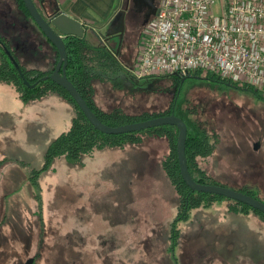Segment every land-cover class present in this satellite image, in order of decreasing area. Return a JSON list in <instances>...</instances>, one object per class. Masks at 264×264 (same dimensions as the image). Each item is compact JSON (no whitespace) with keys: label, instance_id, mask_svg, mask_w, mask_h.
<instances>
[{"label":"rangeland","instance_id":"1","mask_svg":"<svg viewBox=\"0 0 264 264\" xmlns=\"http://www.w3.org/2000/svg\"><path fill=\"white\" fill-rule=\"evenodd\" d=\"M123 5L121 0V9ZM220 7L218 0L213 8L216 14L221 13ZM5 11L15 26L0 17V33L9 39L18 61L28 69L51 70L55 55L32 17L21 14L12 0H0V15ZM129 26L120 66L105 73V80L95 82L98 105L106 110L122 108L128 114L165 110L173 97V79H133L131 66L141 31ZM5 86L13 97L10 106L0 104L5 107L0 108V244L5 247L0 249V264L12 260L15 264L21 255L22 264L33 257L35 264H264V241L260 239H264V226L256 218L264 219L255 212L249 216L239 213L232 216L242 219L233 217L228 225L226 201L192 211L182 225L181 244L171 252L168 233L177 215V195L160 169L169 151L166 138L145 137L139 147L99 150L85 158L83 167L56 158L54 170L42 172L38 184H33V169L44 165L51 139L68 129L72 111L65 108L73 106L50 98L19 102L12 87ZM179 89L176 115L187 122L190 134L200 133L195 122L202 129L220 133L221 145L214 152L213 163L201 162V167L215 180L227 181L224 175L237 178L235 187L253 186L264 201V100L251 91L196 76L184 79ZM47 107L56 108L44 112L37 122H53L52 136L30 138L24 108ZM3 212L8 215L6 220ZM17 217H21L19 231L12 223ZM233 227L234 247H228L219 231ZM20 232L31 245L29 250L23 249L25 253L13 243L22 238ZM243 239L252 241L241 254L242 249L236 247ZM213 243L227 250L222 248L220 253Z\"/></svg>","mask_w":264,"mask_h":264},{"label":"trees","instance_id":"2","mask_svg":"<svg viewBox=\"0 0 264 264\" xmlns=\"http://www.w3.org/2000/svg\"><path fill=\"white\" fill-rule=\"evenodd\" d=\"M23 2L24 0H12V3L21 14L29 16L31 18L30 13L26 8L25 3ZM44 2L48 7L51 3L53 5L57 3L56 0H45ZM143 28L144 25L140 27L141 32ZM84 39L85 38L71 37L66 40L68 49L67 54H69V65L67 66V73L69 80L74 83L82 96L88 102V106L93 109V111L105 124H108L110 126H120L123 124L144 121L150 118L176 113L178 94L180 91L179 88L181 87L184 80V77H180L177 75H171L173 79L172 87L174 89V92L173 97L165 110L154 112L144 111L140 113L128 114L122 108L106 110L100 107L98 105V101H96L95 82L97 80H105V73H108L109 71H115V69L120 66V51L123 48L124 44H122V46H119V40L114 39V43L107 42V44L93 45L88 44L87 40ZM119 47L121 48L118 49ZM51 48L55 51V54L58 53L57 49L53 45H51ZM8 50L11 51L12 56H14L18 61V57L16 56L15 51L12 49L11 44L9 43V39L0 33V82L13 86L18 93L17 95H19V98L22 101L30 102L44 98L50 94H58L66 101L70 102L72 104L71 106H73L74 108V114L71 119L70 127L51 140V143H49L45 151V156L43 159L44 165L39 168V170L33 169V184H38V179L39 177H41L42 172L44 173L50 170H54L53 163L55 161L54 159L56 158L64 157V159H67L70 163L78 164L79 166L83 167L85 166L86 162L85 158H91L99 150H104L107 148L125 149L129 146L139 147L143 144V142H145V137H158L160 139L166 138L169 151L164 155V158L160 163V169L164 171L166 177L169 180L168 182H170L171 186L176 192L175 195H177V215L175 219H173L170 223V229L168 233V248L171 250V252L174 253L177 246L181 244L183 223L188 221L192 211L198 209V207H213V205H215L219 201H226L225 207L228 208L227 210L229 212V216L237 215L239 213L249 215L251 212H255L264 219L263 212L254 209L249 205H246L239 201L237 202V200L230 199L225 196L194 191L187 185L185 181H183L184 179L181 175L177 155L178 153L176 141L178 140L179 131L178 129H176V126L164 125L158 126L156 128H147L142 131L129 132L124 134L102 133L93 126L89 119H87L86 115L75 102L71 94L68 93V91L64 87L52 81L49 77L57 61L54 62V66L52 67V69L48 71L39 70L36 68H25L18 61L21 67L20 69H22L28 82H30V84L36 83L35 87H32L26 85L25 82H23L24 79L22 75L20 74L14 62L11 60L10 56H8ZM58 58L59 56L57 54L56 60H58ZM134 63L131 67H134ZM193 76H198L200 78L216 81L219 83L222 82L231 85L232 87L251 91L255 93L259 97V99L264 100V93L252 86L225 80L206 71H196L191 74L190 77ZM195 124L197 125L196 128L200 131V133L198 135H191L189 132L188 140H186V155L188 157L189 163L188 167L190 168L195 181L204 184L211 183L231 187L249 195L251 194L253 197L263 201L257 191L253 189V186L250 187L246 184H243L235 187L237 184V178L235 179L234 177H227L224 175H222V177H226L228 179L227 181L219 179L215 180L211 175H209L207 170L201 167V162L212 160L213 163L212 157L214 155V152H216L218 147L221 145V140L219 131L215 129L209 130V128L202 129L199 127L200 125L197 122H195ZM211 170L213 171V168ZM35 178L37 180H35ZM230 178L235 179V181H233L232 183ZM38 200L41 201V197H38ZM2 214L4 215V219L6 220L8 218V215L4 212ZM19 218L21 217H17L16 221L12 222L14 223L18 231L21 226V223H19ZM222 232L227 234V232L229 231L225 232L223 230ZM12 236L7 235L6 237L10 238ZM220 237L222 236L220 235ZM24 239L25 238L22 235V238L19 236L18 240L15 239L16 242L13 241L14 245L19 246V251H22V253H25L23 252L24 248H28L29 250V247L31 246L28 245ZM222 239L226 243H229V240L230 243H232L233 240L235 241V238L233 236L228 235H225L224 237H222ZM22 241L24 245H22ZM215 244L216 243H213L212 246L216 248ZM0 249H5V247L0 244ZM205 253L208 254L209 251ZM34 255L37 256L38 254L35 253ZM224 255L227 257V253H225ZM23 256L24 255H21V257L15 262V264H22L21 258ZM30 260L33 261L30 262ZM30 260L27 261V264H35L36 257H33ZM167 262L168 264H173V262L171 261ZM11 264H14L13 260Z\"/></svg>","mask_w":264,"mask_h":264},{"label":"built area","instance_id":"3","mask_svg":"<svg viewBox=\"0 0 264 264\" xmlns=\"http://www.w3.org/2000/svg\"><path fill=\"white\" fill-rule=\"evenodd\" d=\"M158 0L140 36L133 79L206 71L264 93V0Z\"/></svg>","mask_w":264,"mask_h":264},{"label":"water","instance_id":"4","mask_svg":"<svg viewBox=\"0 0 264 264\" xmlns=\"http://www.w3.org/2000/svg\"><path fill=\"white\" fill-rule=\"evenodd\" d=\"M43 1H42V8L44 13L40 10L35 0H24L23 3H25V6L28 9L30 16L34 20L35 24L37 25V28L40 29L41 32L44 34L48 43L53 45L58 51L57 54L59 58L58 60L55 59V61L57 62L53 67L54 69L49 77L51 78L52 81L64 87L68 91V93L71 94L75 102L78 104V106L86 115L87 119L90 120V122L93 124V126L96 129H98L100 132L105 134H124L129 132L142 131L147 128H153V127L156 128L158 126H164V125L176 126L177 127L176 129H178L179 131L178 140L176 141L177 153H178L177 155L180 165L179 168L181 171V175L183 176L184 179L183 181H185L192 190L197 192L225 196L227 198L237 200V202L239 201L246 205H249L254 209H257L264 213V202L260 199L253 197L251 194L249 195L234 188L222 186L219 184H211V183L204 184L195 181V178L193 177L191 170L188 167L189 163H188V157L186 155L187 153L186 140H188V134H189V128H187L188 124L183 118L176 115V113L165 116L154 117L144 121L123 124L120 126H110L108 124H105L97 116V114L93 111V109L90 106H88V102L82 96V94L80 93L78 88L74 85V83L71 80H69L67 73L68 70L67 66L69 65V54H67L68 49H67V42L65 40L71 37L84 38L87 31L86 27H84L85 25L78 19L73 18L61 12L58 3L54 5L51 3L50 6L48 7L46 3ZM134 1L136 4L141 3L145 5L147 8H149L148 10L149 12L147 14L146 20L144 21L143 25L148 23L149 20L159 12L158 11L159 9L156 5L157 0H134ZM119 13H123L120 24L121 28L120 30H118V33H120L122 37L125 30L126 12H124L123 10L120 11ZM117 18L118 17H115L114 21ZM98 34L100 35L101 38H106L107 36L110 35L109 33L106 34L102 31H99ZM7 53L8 56H10L11 60L16 65L20 74L22 75L24 79L23 82H25V84L28 86L35 87L36 83L30 84V82H28V80L25 78L22 69H20L21 67L18 61L14 56H12L11 51L8 50ZM32 261L33 260H30V262Z\"/></svg>","mask_w":264,"mask_h":264},{"label":"crops","instance_id":"5","mask_svg":"<svg viewBox=\"0 0 264 264\" xmlns=\"http://www.w3.org/2000/svg\"><path fill=\"white\" fill-rule=\"evenodd\" d=\"M56 2L58 3L61 12H63L64 14H67L73 18L78 19L79 21H81L85 25L84 27H86L87 31H86V34L84 36V38H85L84 40H87L88 44H93V45L104 44V42L102 41V39L98 33H99V31L105 32L106 30L110 31L112 29L111 25L114 23V19L117 15V11L119 10L120 4H121V0H56ZM53 54L55 55V59H56L57 54H55V53H53ZM5 84L0 82V95H1V97H3L2 99H0V104H3L5 106L6 105L10 106V103H11L13 96H11L10 90H6ZM11 87L17 93L15 88L13 86H11ZM17 94H15V95L17 96L18 101L22 102V100L19 98V95H17ZM44 98L59 99V101L60 100L66 101L64 98H62L58 94H50ZM44 98H41V99H44ZM38 100H40V99H38ZM96 101H97V98H96ZM0 108H5V107L0 105ZM54 108H56V107H47V108H45L46 110H43V108H24L28 114L26 116V120H24V121H26L30 125V129H31V131H29L26 134H28V136L30 138L38 136L41 139H49V137L52 136L51 132H52L53 127H54L53 122H49V121L44 122L43 121V122L38 123L37 121L42 118L44 112L50 113L51 110L53 111ZM65 109H67V110L69 109V112H70V109L72 111V116L70 115L68 118L69 124H71V119H72L73 114H74V108L72 107V108H65ZM35 115H36V117L38 116L39 119L34 120V118H32V116H35ZM32 123H35V124H32ZM69 126L66 128H69ZM44 127H45V129H44ZM64 131H66V129ZM58 135H56V136H58ZM129 147H132V146H129ZM107 149H109V148H107ZM112 149H114V148H112ZM104 150H106V149H104ZM97 153H99V152H96L95 154H97ZM247 216H249V215H247ZM233 217L234 216H231V217L228 216L227 218H225V220L228 221V223H227L228 225L231 224L230 220ZM234 218H237V217H234ZM246 218L248 220H251V217H246ZM255 218H256V216H255ZM237 219H242V218H237ZM256 219H257V221L260 222V223L257 222L259 224V226H264V222L258 220V218H256ZM234 224H235V222L233 223V225ZM235 230H236V228L233 227L232 229H229V232L227 234L223 233L222 232L223 230H221V231H219V235H221L222 237H224L225 235L230 236L231 235L230 232L235 231ZM228 238H230V237H228ZM260 239H262L264 241L263 238H260ZM251 241L252 240H247V239L246 240L245 239L239 240V242H238L239 244H237L238 246L236 248H241L242 250L240 251V253L242 254L247 249H249V247H250L249 245H246V243L249 244ZM219 244L220 243H216L215 246H217L219 252L222 253V248H225V247L223 245H219ZM231 244L232 243H230V240H229V243H227L228 247L233 246ZM262 244L264 245V242ZM252 257H256V259H258L256 254H253ZM236 258H238V257L236 256ZM239 262L241 263L240 259H239ZM259 264H262V263L259 262Z\"/></svg>","mask_w":264,"mask_h":264},{"label":"flooded vegetation","instance_id":"6","mask_svg":"<svg viewBox=\"0 0 264 264\" xmlns=\"http://www.w3.org/2000/svg\"><path fill=\"white\" fill-rule=\"evenodd\" d=\"M42 1L43 0H39V1L35 0L36 4L39 6L40 10L44 13L43 8H42ZM156 5L158 7V0L156 2ZM123 7H124V9L119 8V10L117 11V14H119V17L111 25L112 29L110 31L106 30L104 32L106 34L107 33L110 34L109 36L106 37L107 39L106 38H101L102 41L104 42V44H107V42L114 43V41H115L114 39H118L119 40V43H120L119 46H122V44L128 43V38H127L128 37V33H127V29L126 28L130 25L129 27H131L132 29L135 28L136 31H139L140 27L143 25L144 21L146 20L147 14L149 12L148 11L149 8H147L145 5H143L141 3H137L136 4L134 0H124ZM123 10H124V12H126V16H125V30H124L123 36L121 37L120 33H118V30H120V28H121L120 24H121V18H122L123 13H119V12L123 11ZM5 13H6V15H5ZM7 15H9V12L5 11L3 15H0V17H1L2 20H4V22H6V23H8V24H10L12 26H15L14 23L9 21ZM13 21H15V19ZM15 22L17 24L21 23V21H19V20L18 21L16 20ZM24 27H26V26H24ZM144 27H145V24H144ZM120 48L121 47H119L118 49H120ZM49 49L51 50V52L55 53V51L51 48V46L49 47ZM46 50H48V49H46Z\"/></svg>","mask_w":264,"mask_h":264}]
</instances>
